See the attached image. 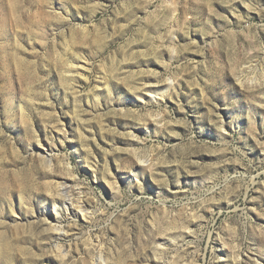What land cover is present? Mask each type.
<instances>
[{"label":"rangeland","instance_id":"obj_1","mask_svg":"<svg viewBox=\"0 0 264 264\" xmlns=\"http://www.w3.org/2000/svg\"><path fill=\"white\" fill-rule=\"evenodd\" d=\"M0 264H264V0H0Z\"/></svg>","mask_w":264,"mask_h":264},{"label":"bare ground","instance_id":"obj_2","mask_svg":"<svg viewBox=\"0 0 264 264\" xmlns=\"http://www.w3.org/2000/svg\"><path fill=\"white\" fill-rule=\"evenodd\" d=\"M67 185H68L67 182L63 185L64 188H65V190L62 192L64 197L61 198V199H55L52 202L54 209L58 210V213H57L58 215L56 214V215L52 216V218L50 220H47V221H49V222H47L48 223L47 224V228L57 230L58 232L62 231V227L57 226V225H60L59 223L61 222L60 218L58 216L62 217L63 216L62 215L63 211H65L66 213L71 214L73 217H76L77 215H79V216L81 215V217L83 219L87 218V216H86L87 213L85 212L86 209H87L86 205L83 204V202H80V200L74 201L76 203V205H74V203H73V201L71 199V196H70V192H69V190H67L68 189ZM54 230H52V231H54ZM63 256H65V254H63ZM98 260L99 261L104 260L101 250L98 252Z\"/></svg>","mask_w":264,"mask_h":264}]
</instances>
